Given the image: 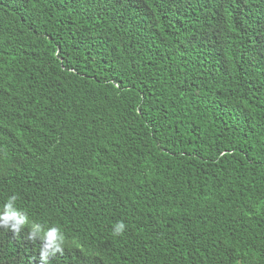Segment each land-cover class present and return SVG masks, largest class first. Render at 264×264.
Wrapping results in <instances>:
<instances>
[{"label":"trees","instance_id":"trees-1","mask_svg":"<svg viewBox=\"0 0 264 264\" xmlns=\"http://www.w3.org/2000/svg\"><path fill=\"white\" fill-rule=\"evenodd\" d=\"M10 195L51 264H264V0H0Z\"/></svg>","mask_w":264,"mask_h":264},{"label":"clouds","instance_id":"clouds-1","mask_svg":"<svg viewBox=\"0 0 264 264\" xmlns=\"http://www.w3.org/2000/svg\"><path fill=\"white\" fill-rule=\"evenodd\" d=\"M17 196H8L0 204V230L11 231L13 236L26 231L29 241L39 242V264H51L50 257L57 253L63 254L67 238L61 227L37 221L30 217L27 210L18 206ZM126 230L123 221H118L112 226V234L121 236Z\"/></svg>","mask_w":264,"mask_h":264}]
</instances>
